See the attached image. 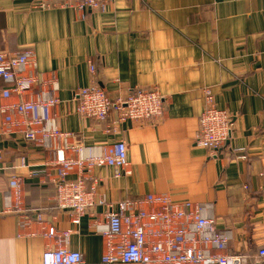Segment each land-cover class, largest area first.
Here are the masks:
<instances>
[{
	"label": "crops",
	"instance_id": "1",
	"mask_svg": "<svg viewBox=\"0 0 264 264\" xmlns=\"http://www.w3.org/2000/svg\"><path fill=\"white\" fill-rule=\"evenodd\" d=\"M36 2L0 0V51L35 52L45 87L53 79L59 85L62 130L86 146L126 142L131 174L116 179L108 167L96 170L100 191L115 207L148 194L201 204L228 234V253L264 264V0H111L104 10L84 13ZM93 83L112 98L157 89L166 97L165 116L127 122L108 134L107 122L76 112L80 90ZM6 86L0 81V91ZM204 88L235 121L217 155L194 144ZM18 101L4 100L0 92V106ZM1 124L0 116V264H42L53 245L44 237L51 226L72 232L70 249L83 255L84 264H103L104 242L89 218L74 226L56 206L54 187L44 177L54 155L20 134L3 135ZM243 155L247 159L239 160ZM13 174L24 176L26 204L43 214V223L22 229L17 217L2 214Z\"/></svg>",
	"mask_w": 264,
	"mask_h": 264
},
{
	"label": "built area",
	"instance_id": "2",
	"mask_svg": "<svg viewBox=\"0 0 264 264\" xmlns=\"http://www.w3.org/2000/svg\"><path fill=\"white\" fill-rule=\"evenodd\" d=\"M111 0H37L44 9L66 8L79 12L104 10ZM95 73L94 64L90 65ZM0 81L4 100L19 101L0 106L3 135H22L34 147L53 154L44 165V177L55 190L56 206L70 215L74 226L89 218L90 227L104 242L103 264H246L248 257L228 253L226 232L218 229L206 208L190 201L174 202L167 194H148L117 204L100 191L102 179L95 171L108 167L116 179L130 175L128 146L118 141L111 146H86L77 134L59 127L57 109L61 101L55 79L50 88L37 72L33 50L16 53L0 51ZM204 108L199 118L195 147L217 155L231 139L235 129L233 116L215 104L211 88H204ZM166 97L157 89L135 88L126 96L112 98L96 83L80 90L76 112L83 118L107 122L106 133L115 132L127 122H155L166 113ZM0 151V162L2 161ZM245 161L247 156H239ZM22 167L25 163L22 162ZM92 181L89 186L88 182ZM25 178L13 174L4 196L3 215L15 216L19 227L28 229L43 223L38 210L25 201ZM109 210L98 211V208ZM72 232L53 226L44 237L53 245L43 253L42 264H84V257L70 249ZM264 259V249L259 251Z\"/></svg>",
	"mask_w": 264,
	"mask_h": 264
},
{
	"label": "trees",
	"instance_id": "3",
	"mask_svg": "<svg viewBox=\"0 0 264 264\" xmlns=\"http://www.w3.org/2000/svg\"><path fill=\"white\" fill-rule=\"evenodd\" d=\"M106 123V122H105Z\"/></svg>",
	"mask_w": 264,
	"mask_h": 264
}]
</instances>
